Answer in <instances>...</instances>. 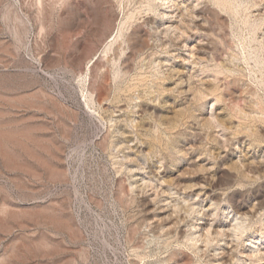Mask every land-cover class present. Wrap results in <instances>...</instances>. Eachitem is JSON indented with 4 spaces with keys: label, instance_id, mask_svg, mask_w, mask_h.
Instances as JSON below:
<instances>
[{
    "label": "rangeland",
    "instance_id": "rangeland-1",
    "mask_svg": "<svg viewBox=\"0 0 264 264\" xmlns=\"http://www.w3.org/2000/svg\"><path fill=\"white\" fill-rule=\"evenodd\" d=\"M150 7L0 0V264H264V0Z\"/></svg>",
    "mask_w": 264,
    "mask_h": 264
},
{
    "label": "bare ground",
    "instance_id": "bare-ground-1",
    "mask_svg": "<svg viewBox=\"0 0 264 264\" xmlns=\"http://www.w3.org/2000/svg\"><path fill=\"white\" fill-rule=\"evenodd\" d=\"M149 2L150 4V8H152L153 10H159V8L162 7V9H166L164 6H166L167 8H171L172 12H179L182 14L184 13V10L187 12V10H189V6L191 3V0H146ZM184 8V9H183ZM160 13L162 14H167V11L165 12V10L160 11ZM170 14V13H169ZM189 15V14H188ZM185 16V15H184ZM183 17V16H182ZM138 43H136L137 45ZM5 134V133H4ZM8 135V134H7ZM6 135V136H7ZM11 136V135H8ZM10 138V137H9ZM13 138V137H11ZM10 138V139H11ZM255 257V256H254Z\"/></svg>",
    "mask_w": 264,
    "mask_h": 264
}]
</instances>
